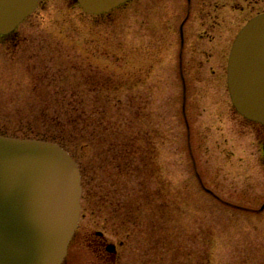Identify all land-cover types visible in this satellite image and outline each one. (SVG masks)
Returning a JSON list of instances; mask_svg holds the SVG:
<instances>
[{"label": "rangeland", "instance_id": "374dc122", "mask_svg": "<svg viewBox=\"0 0 264 264\" xmlns=\"http://www.w3.org/2000/svg\"><path fill=\"white\" fill-rule=\"evenodd\" d=\"M249 2L40 0L0 37V135L64 140L79 226L122 241L117 264H264V127L227 86Z\"/></svg>", "mask_w": 264, "mask_h": 264}, {"label": "water", "instance_id": "95a60500", "mask_svg": "<svg viewBox=\"0 0 264 264\" xmlns=\"http://www.w3.org/2000/svg\"><path fill=\"white\" fill-rule=\"evenodd\" d=\"M128 1L76 0L88 15ZM39 2L0 0V35L15 31ZM227 86L237 113L264 127V14L236 36ZM81 183L78 164L59 144L0 135V264H63L78 229Z\"/></svg>", "mask_w": 264, "mask_h": 264}, {"label": "flooded vegetation", "instance_id": "af4514ba", "mask_svg": "<svg viewBox=\"0 0 264 264\" xmlns=\"http://www.w3.org/2000/svg\"><path fill=\"white\" fill-rule=\"evenodd\" d=\"M189 9L191 0H187ZM251 5V9L253 14L251 15L250 19L253 17H256L260 14H264V0H252V2H249ZM248 4V5H249ZM242 11H244V8H242ZM13 34V33H12ZM9 34L7 36L0 37H9ZM180 36H181V44H184V32H183V25L180 27ZM234 117H240L242 119V122L248 123V125H259L257 123L251 122L245 118H243L241 115H239L236 110L233 108L232 110ZM263 145H264V138L261 139V146H262V159L264 161V151H263ZM87 243V246L92 250L91 251V259L90 261L86 262V264H117L119 261V247L123 246L122 241L117 244L110 239H108L104 232L102 231H88L87 229H82V227L78 226V229L75 232V235L70 243L68 254L63 262V264H83V260L80 258L79 254L71 252L73 245L76 243ZM82 260V261H81Z\"/></svg>", "mask_w": 264, "mask_h": 264}, {"label": "trees", "instance_id": "16d2710c", "mask_svg": "<svg viewBox=\"0 0 264 264\" xmlns=\"http://www.w3.org/2000/svg\"><path fill=\"white\" fill-rule=\"evenodd\" d=\"M37 139H39V140H44V141H50V142H54V143H56V144H59L61 147H63V148H65V142H64V140L61 138V137H55V136H53V137H47V136H42L41 138H37ZM56 141H59V142H56ZM66 149V148H65ZM67 150V149H66ZM68 151V150H67ZM69 152V151H68Z\"/></svg>", "mask_w": 264, "mask_h": 264}]
</instances>
